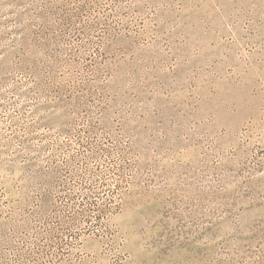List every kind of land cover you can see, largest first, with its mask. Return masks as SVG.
<instances>
[{"label": "rangeland", "instance_id": "rangeland-1", "mask_svg": "<svg viewBox=\"0 0 264 264\" xmlns=\"http://www.w3.org/2000/svg\"><path fill=\"white\" fill-rule=\"evenodd\" d=\"M0 264H264V0H0Z\"/></svg>", "mask_w": 264, "mask_h": 264}]
</instances>
